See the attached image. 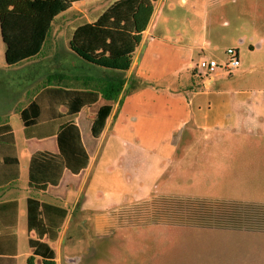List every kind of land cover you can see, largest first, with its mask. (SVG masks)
I'll use <instances>...</instances> for the list:
<instances>
[{
    "label": "crops",
    "instance_id": "obj_1",
    "mask_svg": "<svg viewBox=\"0 0 264 264\" xmlns=\"http://www.w3.org/2000/svg\"><path fill=\"white\" fill-rule=\"evenodd\" d=\"M157 1L164 2V0ZM180 1L188 3V0ZM192 1L195 5L198 2V0ZM79 2L83 1L74 2L69 9L56 15L52 22L70 9H78L76 4ZM78 11L81 13L79 9ZM154 12L155 2L152 17L147 28L142 32V39L134 53L132 64L128 70L119 74L126 80L124 87L132 78L141 80L143 83L141 86L129 94L120 93L114 101L106 100L100 95L95 103L82 107L73 116L67 114L64 106H58L56 109L55 103L53 105L52 102H48L45 96L40 101L43 114H51L56 110L65 116L58 115L56 119L41 121L27 129V136L21 121L23 137L26 140L46 143L45 149L32 151L29 158L36 151L53 153L58 151L56 133L61 123L73 122L79 130L81 142L88 155L85 168L78 173L65 169L59 184L47 185L45 189L31 187L27 181L28 188L42 193H48L52 188H59L60 190L49 195L50 199L34 197L27 192L22 196L16 193L17 181L20 178L18 149L13 128L5 114L8 112L6 105L0 100L2 112L0 116L11 126L14 134L13 149L18 159V177L15 178V168L3 163V152H0V264H21L20 239L27 231L28 197L68 209V215L58 238L53 241L61 244L64 231L69 228L75 212L85 214L86 220H91L94 214L100 222L108 219L112 222L114 214L127 213V209L133 203L155 195H166L170 181L184 175L186 164L182 163V158L172 169L178 147L196 145L200 134L206 138L209 136L217 138L221 135L244 137L246 140L227 141L222 148L248 151H232L224 158L201 159V165L211 168V171L207 168H199L202 173L214 174L215 171L224 170V167L234 172L235 168L242 164L244 167L247 166L248 170L250 166L258 165L259 168L254 169V175L263 172L264 90L211 89L213 78L210 75L205 81L192 80L188 76L192 65L201 56L208 57L205 54L207 42H198V36L189 37L183 30L172 31L170 34L155 31ZM89 20L85 22H92ZM73 30L66 35L65 41L55 39L48 48L50 51H47V55L40 56L44 49L45 44H43L35 56L20 64L8 65L5 62L6 68L22 67L31 72L27 76L24 75L28 81L20 85L19 90L15 92L16 97L10 96V110L16 112L18 117L20 111L47 87L98 90L97 88L108 78L117 75L116 72L99 66L88 67L81 73L80 70L84 67L78 61L79 56L68 46ZM260 46L258 43L257 47ZM210 58L217 60L215 57ZM217 61L221 64L219 60ZM46 66L51 67V71H46L44 69ZM50 78H52L51 82H49ZM199 83H201L200 87H198ZM103 104H111V111L101 134L94 137L91 133V123L97 109ZM61 118L64 121H61ZM217 143L220 144L217 140L211 142L215 145ZM194 165L195 176L198 177V165H200L198 158ZM69 196L72 198L71 201H67ZM253 202L259 201L253 200ZM25 238L28 239V234ZM44 241L50 243L47 239ZM205 242H210L212 245L211 254H216L215 259L235 254L233 248L227 252L229 246H248L245 247L248 253L241 254L264 257V227L257 229L215 227L207 241L202 240V243ZM217 246L224 247L219 249ZM254 246H258V250L252 253L251 248ZM224 248L226 252H223ZM52 249L59 264L63 252L61 248L56 250L52 247ZM31 252L26 251V256ZM65 257L70 263L77 259L75 256L65 255ZM37 259L40 257H36V261Z\"/></svg>",
    "mask_w": 264,
    "mask_h": 264
},
{
    "label": "rangeland",
    "instance_id": "obj_2",
    "mask_svg": "<svg viewBox=\"0 0 264 264\" xmlns=\"http://www.w3.org/2000/svg\"><path fill=\"white\" fill-rule=\"evenodd\" d=\"M114 1L116 0H84L77 3L76 7L81 13L78 9H70L52 22L40 56L48 54V48L55 39L65 41L66 35L77 25L87 19L93 21ZM153 26L155 31L170 34L172 31L183 30L189 37L198 36V42H207L205 54L217 58L221 64L229 60L226 53L228 48L238 52L237 68L225 71L219 67L210 74L213 78L211 89L264 90V0H198L196 5L192 0H188L187 4L180 0H164L163 3L157 1ZM258 43L260 47H257ZM4 52L5 45L0 35V100L5 103L8 111L5 114L15 134L20 162L16 193L22 196L27 192L34 197L50 199L49 195L60 190L59 188L42 193L27 186L29 155L34 150L45 149L46 143L26 140L23 137L21 120L16 112L10 110V98L16 97L15 92L20 85L28 81L24 75L31 72L22 67L6 68ZM78 61L84 67L80 70L81 73L88 67H97L79 57ZM191 68L188 76L192 80L200 81L193 65ZM44 69L51 71L49 66ZM208 77L209 75L203 76V80ZM214 140L220 144H211ZM237 140L246 138L228 135L206 138L200 134L196 145L179 146L172 169L181 158L186 165L184 175L170 181L166 190L165 196L173 199L171 205L187 207L198 200L216 202L231 199L244 204L253 203L254 200L264 205V170L254 175V169L259 168L258 165L250 166L248 170L242 164L234 172L225 167L214 174L199 171V168L209 167L201 165V159L224 158L232 151L243 152V149L222 148L227 141ZM197 158L200 163L198 177L195 176L194 165ZM207 170L211 171V168ZM204 174L211 176L206 177ZM71 199L69 196L67 201ZM186 210L176 209L163 215L160 220L142 224L125 221L118 224L115 219L112 222L109 219L100 222L94 214L91 220H86L85 214L75 212L69 228L64 231L61 244L53 241L46 243L56 250L61 248L63 258L59 260V264H264V257L241 254L248 253V246H229L227 252L233 248L235 254L215 259L216 254H211L210 242L202 243L203 239L207 241L215 228L212 212L203 213V220L200 221L198 212L191 210L193 213H190L185 212ZM26 234L27 231L20 239L21 264H24L27 257L25 252H31ZM217 247L222 249L224 246ZM257 248L258 246L252 247L251 252L257 251ZM224 250L225 248L223 252H226ZM65 255L75 256L77 259L70 263ZM232 255L234 256L231 260ZM36 264H41L40 259H37Z\"/></svg>",
    "mask_w": 264,
    "mask_h": 264
},
{
    "label": "trees",
    "instance_id": "obj_3",
    "mask_svg": "<svg viewBox=\"0 0 264 264\" xmlns=\"http://www.w3.org/2000/svg\"><path fill=\"white\" fill-rule=\"evenodd\" d=\"M84 0H0V35L5 45L4 59L8 65H17L35 56L42 48L54 17L69 9L74 2ZM157 0H116L111 3L92 22H84L75 27L68 41L69 48L83 60L117 73L108 78L98 90H71L61 87H47L36 96L19 117L25 135L27 129L44 120H53L65 115L56 110L44 115L41 99L45 96L56 109L64 106L67 114L73 116L79 110L95 103L101 95L114 101L120 93L129 94L143 83L132 78L126 87L123 75L132 64L134 53L147 28ZM52 78L54 76H51ZM200 82L203 76L198 75ZM49 79V82L52 81ZM201 83H199V86ZM51 110H48V112ZM111 104L101 105L91 123V133L98 137L110 114ZM53 115V116H51ZM50 116V117H47ZM61 121H64L61 118ZM58 151H36L28 162V185L45 189L47 185L59 184L65 169L78 173L88 163V155L81 142L80 133L73 122L59 125L56 133ZM14 134L5 118L0 116V152L3 163L15 168L18 177V159L14 153ZM173 199L165 195H155L149 199L135 202L127 213H116L114 219L119 224H142L160 220L163 215L176 209L202 214L212 212L215 227L233 229H257L264 227V205L244 204L235 200L216 202L196 201L191 206L171 205ZM198 210V211H197ZM68 215L63 206L40 201L34 197L26 200V229L28 246L32 253L26 257V264H57L54 250L44 242L56 241L59 231Z\"/></svg>",
    "mask_w": 264,
    "mask_h": 264
},
{
    "label": "built area",
    "instance_id": "obj_4",
    "mask_svg": "<svg viewBox=\"0 0 264 264\" xmlns=\"http://www.w3.org/2000/svg\"><path fill=\"white\" fill-rule=\"evenodd\" d=\"M226 53L229 56V60L222 64H219L218 61L213 58L201 56L193 65L197 72V75H210L219 67L224 69L225 71H230L231 69L236 68L239 63L237 51L228 48Z\"/></svg>",
    "mask_w": 264,
    "mask_h": 264
}]
</instances>
